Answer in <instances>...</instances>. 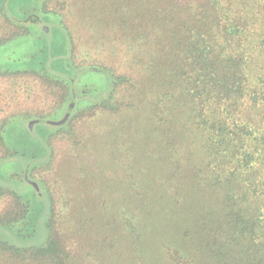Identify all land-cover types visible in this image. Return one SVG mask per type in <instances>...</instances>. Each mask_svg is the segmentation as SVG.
Here are the masks:
<instances>
[{
    "label": "trees",
    "instance_id": "obj_1",
    "mask_svg": "<svg viewBox=\"0 0 264 264\" xmlns=\"http://www.w3.org/2000/svg\"><path fill=\"white\" fill-rule=\"evenodd\" d=\"M172 6L147 36L132 38L144 42L149 54L138 57H147L151 70L131 78V109L117 104L128 78L106 68L79 69L107 71L105 94L71 92L72 111L82 102H116L127 117L126 129L120 121L110 132L118 144L124 141L117 151L127 143L134 160L115 167L127 177L107 181L115 214L107 224L101 219L100 228L119 247L123 264H264V0H175ZM68 115L60 123L41 119L44 138ZM10 123L0 127L5 143ZM43 142L44 154L32 158L27 173L47 159ZM25 182L50 205L42 183ZM115 223L117 232L108 234L105 228ZM0 242L43 257L59 247L49 227L46 242L34 249L1 236Z\"/></svg>",
    "mask_w": 264,
    "mask_h": 264
},
{
    "label": "rangeland",
    "instance_id": "obj_2",
    "mask_svg": "<svg viewBox=\"0 0 264 264\" xmlns=\"http://www.w3.org/2000/svg\"><path fill=\"white\" fill-rule=\"evenodd\" d=\"M174 1L0 0V43L8 40L0 45V127L11 122L6 143L0 140V225L11 230L0 227V236L15 247L34 249L46 242L49 227L59 245L43 257L0 242V264H123L119 247L111 245L100 224L115 214L107 183L128 176L115 167L123 158L125 164L134 160L127 143L117 151L124 141L118 144L110 132L120 121L126 129L127 117L116 111V102L105 107L100 101L89 106L81 101L73 111L67 106L71 92L95 98L109 89L107 71L79 70L92 67L128 78L117 104L131 109V78L151 70L143 61L147 57H138L149 54L144 42L136 44L132 38L147 36L164 9L173 10ZM67 115L66 124L44 138L40 120L60 123ZM44 139L47 159L27 173L24 168L32 158L44 154ZM137 149L145 154L142 145ZM26 180L42 183L49 206ZM109 226L108 234L117 232L116 223Z\"/></svg>",
    "mask_w": 264,
    "mask_h": 264
}]
</instances>
